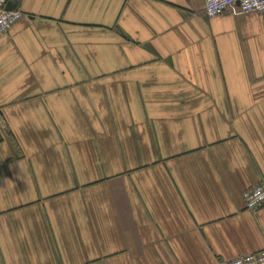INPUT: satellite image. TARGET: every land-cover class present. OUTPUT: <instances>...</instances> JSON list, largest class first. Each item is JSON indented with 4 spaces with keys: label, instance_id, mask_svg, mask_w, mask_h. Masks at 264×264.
<instances>
[{
    "label": "crops",
    "instance_id": "0c3cea01",
    "mask_svg": "<svg viewBox=\"0 0 264 264\" xmlns=\"http://www.w3.org/2000/svg\"><path fill=\"white\" fill-rule=\"evenodd\" d=\"M203 0H12L0 264H226L264 248V15Z\"/></svg>",
    "mask_w": 264,
    "mask_h": 264
},
{
    "label": "built area",
    "instance_id": "2783aa9c",
    "mask_svg": "<svg viewBox=\"0 0 264 264\" xmlns=\"http://www.w3.org/2000/svg\"><path fill=\"white\" fill-rule=\"evenodd\" d=\"M12 0H0V39L13 25L23 17L22 11L15 8L6 9ZM204 15L219 16L227 11L254 12L264 15V0H203ZM244 208L257 212L264 208V180L242 193ZM226 264H264V248L257 252L247 253L233 258Z\"/></svg>",
    "mask_w": 264,
    "mask_h": 264
},
{
    "label": "water",
    "instance_id": "95a60500",
    "mask_svg": "<svg viewBox=\"0 0 264 264\" xmlns=\"http://www.w3.org/2000/svg\"><path fill=\"white\" fill-rule=\"evenodd\" d=\"M10 5H11V3H10V2H9V3H7V4H6V9H8V8H11V7H10Z\"/></svg>",
    "mask_w": 264,
    "mask_h": 264
},
{
    "label": "clouds",
    "instance_id": "9594fccd",
    "mask_svg": "<svg viewBox=\"0 0 264 264\" xmlns=\"http://www.w3.org/2000/svg\"><path fill=\"white\" fill-rule=\"evenodd\" d=\"M225 2H226V0H225Z\"/></svg>",
    "mask_w": 264,
    "mask_h": 264
}]
</instances>
